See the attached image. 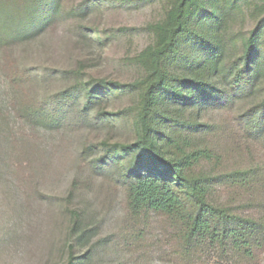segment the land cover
<instances>
[{"label":"rangeland","instance_id":"rangeland-1","mask_svg":"<svg viewBox=\"0 0 264 264\" xmlns=\"http://www.w3.org/2000/svg\"><path fill=\"white\" fill-rule=\"evenodd\" d=\"M262 1L244 4L229 23L230 35L248 33ZM175 2L64 0L62 12L37 37L0 47V264H68L83 254H90L84 264H264V241L251 259L214 247L184 255L173 221L133 211L119 179L123 164L107 160L115 144L137 139L142 95L156 81L150 51ZM57 69L77 71L83 83L124 86L101 105L116 120L31 121L28 103L71 83L73 78L53 75ZM263 99L264 83L255 96L186 115L203 129L192 146L200 151L194 172L221 177L212 200L262 220L264 133L252 131L245 115ZM234 172L247 180L225 178ZM78 217L96 233L81 243L72 233Z\"/></svg>","mask_w":264,"mask_h":264},{"label":"trees","instance_id":"trees-1","mask_svg":"<svg viewBox=\"0 0 264 264\" xmlns=\"http://www.w3.org/2000/svg\"><path fill=\"white\" fill-rule=\"evenodd\" d=\"M253 1L176 0L159 45L150 51L156 81L142 95L137 139L115 144L107 155L109 163L123 164L119 179L126 186L131 209L170 218L184 255L214 247L221 254L251 259L264 241V220L236 213L212 200V187L221 177L194 172L200 151L192 146L203 129L199 119L186 116L225 105L236 97L255 96L261 89L264 0L255 5L260 15L244 37L237 39L228 32L233 16ZM63 2L0 0V47L37 37L62 12ZM166 66H173V70L165 73ZM55 74L73 79L38 103H28L25 113L31 121L59 126L72 116L78 120H116L113 116L117 114L103 113L101 105L116 92L121 94L124 86L83 83L79 73L71 69H57ZM93 109L97 113L92 114ZM245 117L251 130L262 135L264 99ZM234 173L225 178L247 180L245 173ZM81 219L78 217L72 228L80 243L96 234L93 227L81 225ZM89 255L71 257L68 264H84Z\"/></svg>","mask_w":264,"mask_h":264}]
</instances>
